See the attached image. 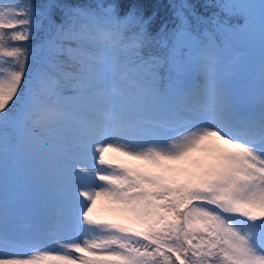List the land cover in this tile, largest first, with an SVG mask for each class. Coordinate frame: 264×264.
<instances>
[{"label":"snow or ice","instance_id":"1","mask_svg":"<svg viewBox=\"0 0 264 264\" xmlns=\"http://www.w3.org/2000/svg\"><path fill=\"white\" fill-rule=\"evenodd\" d=\"M153 7L0 0V264H264V0Z\"/></svg>","mask_w":264,"mask_h":264},{"label":"trees","instance_id":"2","mask_svg":"<svg viewBox=\"0 0 264 264\" xmlns=\"http://www.w3.org/2000/svg\"><path fill=\"white\" fill-rule=\"evenodd\" d=\"M16 2H22V0H16ZM32 3L39 5L44 2V0H31ZM94 3L103 4L105 3V0H92ZM146 3H150L151 5H154L155 7L152 8L153 11H158L161 13V16H163L164 12L166 11L163 8V5L168 3V0H145ZM179 2V0H177Z\"/></svg>","mask_w":264,"mask_h":264},{"label":"rangeland","instance_id":"3","mask_svg":"<svg viewBox=\"0 0 264 264\" xmlns=\"http://www.w3.org/2000/svg\"><path fill=\"white\" fill-rule=\"evenodd\" d=\"M5 2H7V0H5ZM13 2H16V0H13ZM102 207L98 205V211H102Z\"/></svg>","mask_w":264,"mask_h":264}]
</instances>
